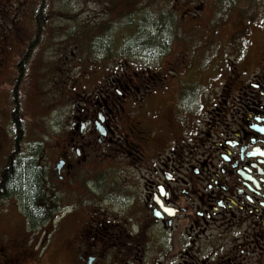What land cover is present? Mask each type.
Segmentation results:
<instances>
[{
  "label": "flooded vegetation",
  "instance_id": "obj_1",
  "mask_svg": "<svg viewBox=\"0 0 264 264\" xmlns=\"http://www.w3.org/2000/svg\"><path fill=\"white\" fill-rule=\"evenodd\" d=\"M154 1L84 0L110 5V16L126 20L124 53L103 80V67L75 80L100 77L82 89L84 98L76 92L82 103L69 117L71 129L62 130L67 138L41 172L46 215L34 219L38 208L20 196H13L21 203L16 210L32 226L58 219L55 234H63L76 264H264L263 43L225 64L216 81L209 78V87L218 85L211 96L182 99L181 85L164 76L167 29L173 16L193 20L180 28L190 33L182 46L206 51L214 21L189 17L219 0H180L179 14L150 11ZM222 2L229 9V0ZM99 41L92 47L108 57L111 37ZM112 176L121 179L107 185ZM25 247L5 253L4 264L30 255Z\"/></svg>",
  "mask_w": 264,
  "mask_h": 264
},
{
  "label": "rangeland",
  "instance_id": "obj_2",
  "mask_svg": "<svg viewBox=\"0 0 264 264\" xmlns=\"http://www.w3.org/2000/svg\"><path fill=\"white\" fill-rule=\"evenodd\" d=\"M166 1L156 3L155 0L149 10L178 13L176 4L180 0ZM239 1L232 8L229 0L228 9L219 0V3L207 5L203 16L189 17L205 25L214 21V28L206 32L209 36L205 38L210 39L214 34L215 40L208 42L206 51L194 48L193 42L190 49L182 46L180 40L190 33L180 28H191L188 23L193 20L173 16L167 37L173 35L176 41L171 36L164 76L172 85H181L185 95L182 99L211 96L218 85L214 83L209 87V78L216 81L224 65L239 60L247 48L250 52L255 49L252 46L263 43L259 52L262 54L264 25L259 17L251 19L253 16L249 13L255 11L254 6L246 5L245 0ZM111 8L107 4L85 5L84 0H0V176L11 154L17 151L11 124L17 109L25 127L20 151L37 154L44 172L49 171V158L59 152L55 151L56 146L67 138L61 132L69 133L71 128L67 124L72 120L69 117L82 103L76 92L81 91L84 98L86 94L82 89L97 85L100 77L103 80L102 76L114 68L113 62L124 53L121 50L126 41L124 37L130 30L123 29L126 20L110 16ZM35 10L41 12L37 11L38 21L32 17ZM228 12L230 19L226 21ZM38 27L43 30L37 35ZM242 28L245 33H238ZM222 29L230 36L221 35ZM101 34H108L113 43L111 52L104 58L92 47ZM226 36L230 37V42L222 47ZM188 41L184 39V43ZM104 59L109 64L101 66ZM24 60L27 62L23 63ZM96 67L106 68L98 79L75 82L83 76L92 78ZM17 76L19 78L15 79ZM218 80L220 87L225 80L221 77ZM120 179L121 176H112L106 183L109 185ZM73 196L81 199L79 194ZM20 205L13 196L0 205V264L5 263V253L11 249L19 253L21 245L31 250V254L23 253L20 264H76L63 234H55L58 219L49 225L32 226L23 209L16 210Z\"/></svg>",
  "mask_w": 264,
  "mask_h": 264
},
{
  "label": "trees",
  "instance_id": "obj_3",
  "mask_svg": "<svg viewBox=\"0 0 264 264\" xmlns=\"http://www.w3.org/2000/svg\"><path fill=\"white\" fill-rule=\"evenodd\" d=\"M240 2L239 0H232L231 6L234 8V5ZM246 5L255 7L254 12H248L251 16V19L259 17L261 19V24L264 25V0H245ZM42 9V8H41ZM39 12V10H37ZM37 11L35 10L34 12ZM41 14V12H39ZM35 14V15H36ZM38 14L36 15V20ZM38 21V20H37ZM255 23V22H254ZM247 29V28H246ZM43 28L37 29V35L42 32ZM249 30V28L247 29ZM238 33H245L244 28H242ZM170 34L166 35V53H168L171 43V36L167 37ZM107 42L99 41V45H104ZM154 43V42H151ZM96 45V44H95ZM161 51L151 52V54L160 55ZM18 109L14 111V116L11 119V124L13 128V133L15 134V145L17 151L11 154L8 159V163L1 172L0 176V205L6 199L12 196H20L25 198L28 204H33L38 208L37 215H34V219H41L46 215V211L41 204L39 199L42 196V175L43 169L38 164L37 154H29L20 151V145L24 140L25 127L23 125V120L21 115L17 114ZM17 114V115H16ZM44 214V215H43Z\"/></svg>",
  "mask_w": 264,
  "mask_h": 264
}]
</instances>
